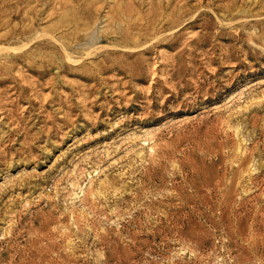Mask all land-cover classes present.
I'll list each match as a JSON object with an SVG mask.
<instances>
[{
	"label": "rangeland",
	"instance_id": "obj_1",
	"mask_svg": "<svg viewBox=\"0 0 264 264\" xmlns=\"http://www.w3.org/2000/svg\"><path fill=\"white\" fill-rule=\"evenodd\" d=\"M0 264H264V0H0Z\"/></svg>",
	"mask_w": 264,
	"mask_h": 264
}]
</instances>
